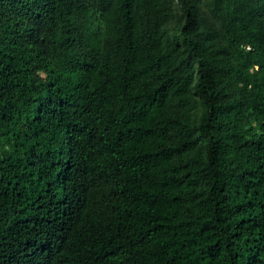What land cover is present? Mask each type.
<instances>
[{"label":"trees","instance_id":"1","mask_svg":"<svg viewBox=\"0 0 264 264\" xmlns=\"http://www.w3.org/2000/svg\"><path fill=\"white\" fill-rule=\"evenodd\" d=\"M0 264H264V0H0Z\"/></svg>","mask_w":264,"mask_h":264},{"label":"rangeland","instance_id":"2","mask_svg":"<svg viewBox=\"0 0 264 264\" xmlns=\"http://www.w3.org/2000/svg\"><path fill=\"white\" fill-rule=\"evenodd\" d=\"M8 162H10V161H8Z\"/></svg>","mask_w":264,"mask_h":264}]
</instances>
